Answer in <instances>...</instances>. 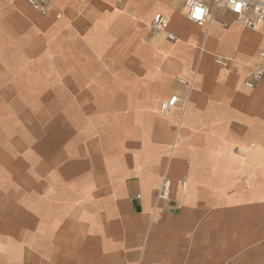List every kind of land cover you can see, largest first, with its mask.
<instances>
[{"label":"crops","instance_id":"obj_1","mask_svg":"<svg viewBox=\"0 0 264 264\" xmlns=\"http://www.w3.org/2000/svg\"><path fill=\"white\" fill-rule=\"evenodd\" d=\"M43 1L61 14L43 18L60 38L49 55L74 67L65 81L96 98L103 121L58 199L10 204L0 264H264V82L244 86L264 26L249 30L225 9L196 25L186 0ZM156 14L164 31L152 29ZM21 118L42 146L30 122L41 115ZM163 179L169 197L157 201Z\"/></svg>","mask_w":264,"mask_h":264},{"label":"rangeland","instance_id":"obj_2","mask_svg":"<svg viewBox=\"0 0 264 264\" xmlns=\"http://www.w3.org/2000/svg\"><path fill=\"white\" fill-rule=\"evenodd\" d=\"M52 25L22 0H0V140L7 141L0 142L3 226L13 202L58 199L63 188L61 175L67 170L72 172L80 159L87 160L95 151L97 125L100 119L103 121L100 111L96 112V98L79 95L70 88L74 82L65 81L72 78V74L65 76V70L73 71L74 67L49 55V40L60 39L47 35ZM74 26V20L69 21L71 30ZM257 87L264 88V84ZM97 99L98 110L104 109V98ZM16 101L17 108L12 106ZM22 114L31 119L41 115V121L30 122L41 130L42 146L35 140L32 125L20 121ZM58 131L69 133V137L58 139ZM65 152L70 154L69 161L63 160ZM59 153L63 157L60 162Z\"/></svg>","mask_w":264,"mask_h":264},{"label":"built area","instance_id":"obj_3","mask_svg":"<svg viewBox=\"0 0 264 264\" xmlns=\"http://www.w3.org/2000/svg\"><path fill=\"white\" fill-rule=\"evenodd\" d=\"M32 11L42 18L53 15L55 19H60L61 14L50 4L43 0H22ZM186 18L188 21L203 25L213 19L216 10H227L236 21L240 22L249 30L256 31L264 26V0H186ZM152 29L164 31L167 26V19L161 14H156L152 20ZM169 40L173 36L167 35ZM259 63L247 74L244 86L253 89L257 84L264 82V50L258 53ZM220 64V62L218 61ZM177 97L173 96L169 100L160 104L161 113H167L176 103ZM138 197V196H137ZM169 197V181L163 179L156 193V200H167Z\"/></svg>","mask_w":264,"mask_h":264},{"label":"bare ground","instance_id":"obj_4","mask_svg":"<svg viewBox=\"0 0 264 264\" xmlns=\"http://www.w3.org/2000/svg\"><path fill=\"white\" fill-rule=\"evenodd\" d=\"M26 10V9H25Z\"/></svg>","mask_w":264,"mask_h":264}]
</instances>
